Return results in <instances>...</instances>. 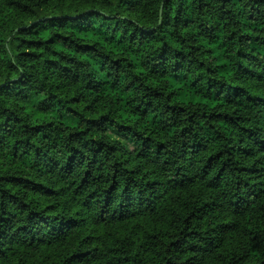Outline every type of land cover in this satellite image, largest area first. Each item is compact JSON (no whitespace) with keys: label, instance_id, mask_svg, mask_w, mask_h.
I'll return each mask as SVG.
<instances>
[{"label":"trees","instance_id":"obj_1","mask_svg":"<svg viewBox=\"0 0 264 264\" xmlns=\"http://www.w3.org/2000/svg\"><path fill=\"white\" fill-rule=\"evenodd\" d=\"M0 264H264V0H0Z\"/></svg>","mask_w":264,"mask_h":264},{"label":"rangeland","instance_id":"obj_2","mask_svg":"<svg viewBox=\"0 0 264 264\" xmlns=\"http://www.w3.org/2000/svg\"><path fill=\"white\" fill-rule=\"evenodd\" d=\"M109 135L111 136V138L115 141L121 142L124 144V146L131 150L134 148V145L132 144V142L122 136H120L119 134L115 133V132H109Z\"/></svg>","mask_w":264,"mask_h":264}]
</instances>
